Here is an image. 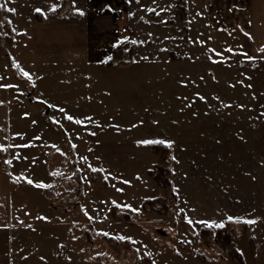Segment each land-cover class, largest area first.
Here are the masks:
<instances>
[{
    "label": "rangeland",
    "instance_id": "374dc122",
    "mask_svg": "<svg viewBox=\"0 0 264 264\" xmlns=\"http://www.w3.org/2000/svg\"><path fill=\"white\" fill-rule=\"evenodd\" d=\"M11 3L17 17L34 5ZM258 16L264 0H134L128 36L105 63L15 69L11 59L9 74L0 69V101L14 115L74 117L48 121L60 136L55 153H19L13 141L21 139L12 140L19 216L10 263L264 264ZM6 22L0 9V55L12 45ZM26 101L32 106L23 109ZM142 140L172 143L154 151ZM155 165L169 169L170 188L151 180ZM41 182L48 187L35 186ZM145 183L153 189L147 199L156 201L142 208L136 186ZM127 197L137 199L130 208L117 204Z\"/></svg>",
    "mask_w": 264,
    "mask_h": 264
},
{
    "label": "crops",
    "instance_id": "0c3cea01",
    "mask_svg": "<svg viewBox=\"0 0 264 264\" xmlns=\"http://www.w3.org/2000/svg\"><path fill=\"white\" fill-rule=\"evenodd\" d=\"M32 1L34 5L23 8L26 11L17 17L12 0H0L3 20L7 21L13 32L12 45L1 47L0 69L3 70V75L4 72L10 73L11 59L15 69H25L33 64L46 65L45 69L66 70L74 66L101 65L113 56L128 36L129 12L134 6V0ZM258 2L260 3V0ZM37 8L41 11H35ZM16 17L18 21L13 22ZM256 21H263L261 25H264V17L258 16ZM3 55L5 58H1ZM39 102L47 104L44 101ZM28 104L31 105L26 101L23 109H26ZM65 114L64 111L60 114L22 112L14 115L10 102L4 97L0 101V145H11L6 151H0V264H11V235L16 229L13 224L14 218L19 216L13 199L12 178L8 164L5 163V160H10L11 149H15L12 140L21 139L13 141L16 147L20 148L17 149L19 153L29 151L55 153L59 147L57 142L60 136L51 128L48 121L66 122L68 119L65 118ZM15 116L18 118L14 119ZM65 127L67 130L68 127ZM27 135L29 136L26 137ZM36 164L35 161L34 165ZM146 184L136 186V198L137 195L142 197L139 206L152 194V186ZM124 194L128 193L125 191ZM134 197H127L117 204L131 206L137 200Z\"/></svg>",
    "mask_w": 264,
    "mask_h": 264
},
{
    "label": "snow or ice",
    "instance_id": "6c2138e0",
    "mask_svg": "<svg viewBox=\"0 0 264 264\" xmlns=\"http://www.w3.org/2000/svg\"><path fill=\"white\" fill-rule=\"evenodd\" d=\"M8 10L9 11H15L14 9H8ZM35 11L40 12L41 10L39 8H37ZM245 35H249V34L248 33H245ZM228 51H231V49H228ZM246 58L249 59V60L253 59V57H248V56H246ZM23 74L26 77L28 76V73H26V72L23 73ZM249 87H250V85H249ZM197 95H199V94H197ZM200 99H204V97H200ZM60 111L63 112L64 110L63 109H60ZM65 118L68 119V120H70V121H73L74 120V117H72L70 115H66ZM74 122L80 123L79 120H75ZM137 143L138 144H154V143H159V144H163V145H166V146H170L172 142L169 141V140H142V141H138ZM28 146L29 145H21V147H28ZM7 147H11V145H9V146L0 145V151H6L7 150ZM5 163L6 164H11V161L10 160H5ZM27 182L29 184H33L34 183L32 180H28ZM35 186L38 187V188L48 187L47 185L43 184L42 182L41 183H36ZM118 190H120V189H118ZM126 207H129L130 208L131 206L130 205H127ZM132 210L133 211H138L136 209H132ZM44 219H46V218H44ZM227 219L230 220V221H234V220H237L238 218L229 216ZM185 220L188 223H191V221L188 220L187 217H185ZM244 222L245 223H248V224H253L255 221H253V220H247V221H244ZM200 223H202V224H204V225H206L207 227H210V228L211 227H222L223 226V223L222 222L219 223V224H217L215 222H210V221H200ZM104 235H108V233H104ZM116 239L117 240H121V241H124V240L132 241V238L131 237H126V236H117ZM132 242L135 243V241H132ZM153 264H155V262H153Z\"/></svg>",
    "mask_w": 264,
    "mask_h": 264
},
{
    "label": "trees",
    "instance_id": "16d2710c",
    "mask_svg": "<svg viewBox=\"0 0 264 264\" xmlns=\"http://www.w3.org/2000/svg\"><path fill=\"white\" fill-rule=\"evenodd\" d=\"M143 147L157 151L158 149L162 147L165 148V145L154 143V144H144ZM168 174H169V169L164 168L159 165H155L153 167V171L150 172L152 180L155 182L157 187L161 189L170 188L172 186L170 180L168 179ZM155 201L156 200H153V199H145L141 203V207L146 208V205H153ZM216 233H218V231Z\"/></svg>",
    "mask_w": 264,
    "mask_h": 264
}]
</instances>
